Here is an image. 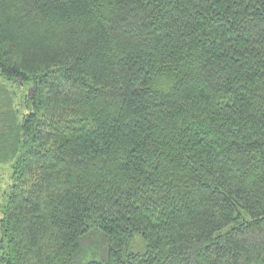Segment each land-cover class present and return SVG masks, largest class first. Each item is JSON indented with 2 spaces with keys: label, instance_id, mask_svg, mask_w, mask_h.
I'll return each mask as SVG.
<instances>
[{
  "label": "trees",
  "instance_id": "16d2710c",
  "mask_svg": "<svg viewBox=\"0 0 264 264\" xmlns=\"http://www.w3.org/2000/svg\"><path fill=\"white\" fill-rule=\"evenodd\" d=\"M0 75V264H264V0H0Z\"/></svg>",
  "mask_w": 264,
  "mask_h": 264
},
{
  "label": "rangeland",
  "instance_id": "374dc122",
  "mask_svg": "<svg viewBox=\"0 0 264 264\" xmlns=\"http://www.w3.org/2000/svg\"><path fill=\"white\" fill-rule=\"evenodd\" d=\"M0 84H5L6 88H8L12 95H14V102L15 106L18 108L19 111L23 110V107H20V104L23 102V97L27 92V86L20 87L15 83H7L0 75ZM232 176V174H230ZM11 169L9 163L0 164V218H1V207L4 203V192L7 190L8 186L11 184ZM238 179V178H235ZM93 243L91 245L85 246V253L87 257L85 259L92 256L94 253H99L100 249L102 248L100 242L98 241L97 236H94ZM91 238H88L90 240ZM146 241L141 234L135 233L132 238L129 240L126 247L123 249V254H143L146 250ZM85 245V244H84ZM91 259V258H89Z\"/></svg>",
  "mask_w": 264,
  "mask_h": 264
}]
</instances>
